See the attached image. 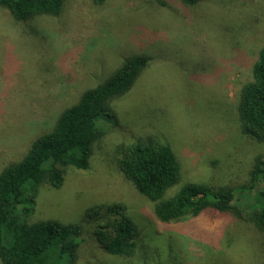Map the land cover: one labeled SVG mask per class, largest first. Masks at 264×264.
I'll list each match as a JSON object with an SVG mask.
<instances>
[{
	"label": "rangeland",
	"instance_id": "obj_1",
	"mask_svg": "<svg viewBox=\"0 0 264 264\" xmlns=\"http://www.w3.org/2000/svg\"><path fill=\"white\" fill-rule=\"evenodd\" d=\"M262 46L264 0H65L58 15L25 20L0 6V171L84 90L133 55L150 58L111 100L118 122L106 125L88 168L68 166L60 188L42 184L26 218L82 224L77 264H264V231L250 220L259 187H246L264 142L242 133L236 111ZM151 136L180 165L181 181L166 196L189 181L230 186L233 211L159 220L117 162L123 146ZM99 203L126 205L140 230L133 255L101 248L86 218Z\"/></svg>",
	"mask_w": 264,
	"mask_h": 264
},
{
	"label": "trees",
	"instance_id": "obj_2",
	"mask_svg": "<svg viewBox=\"0 0 264 264\" xmlns=\"http://www.w3.org/2000/svg\"><path fill=\"white\" fill-rule=\"evenodd\" d=\"M64 1L0 0V6L16 19L25 20L36 15H58ZM182 1L195 5L199 0ZM149 60L145 54L133 55L107 80L84 90L61 112L52 129L33 141L21 159L0 171L3 264H77L84 240L82 224L53 218L29 221L26 217L33 211L42 184L60 188L68 166L88 168L94 145L107 133L106 125L118 122L111 100L131 89ZM236 108L242 133L264 142V46L253 64L251 80L240 89ZM117 162L125 177L154 203V212L162 222L234 209L235 189L230 186L189 181L172 196H166L181 181V170L171 146L158 136L123 146ZM249 181L246 187H259L250 220L264 231V155L255 156ZM86 218L93 224V235L104 251L120 256L136 252L140 230L124 203L95 204L87 209Z\"/></svg>",
	"mask_w": 264,
	"mask_h": 264
}]
</instances>
